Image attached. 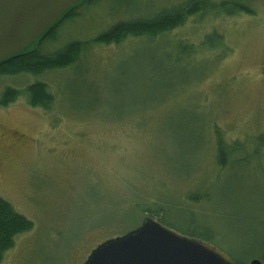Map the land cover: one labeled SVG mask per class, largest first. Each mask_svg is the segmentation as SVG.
<instances>
[{
	"label": "rangeland",
	"instance_id": "374dc122",
	"mask_svg": "<svg viewBox=\"0 0 264 264\" xmlns=\"http://www.w3.org/2000/svg\"><path fill=\"white\" fill-rule=\"evenodd\" d=\"M180 1L82 3L38 47L88 41ZM236 1L253 13H197L154 38L89 44L67 67L0 76V91L41 80L53 95L47 109L25 93L0 107V197L33 224L0 264H82L154 205L170 228L264 264V0ZM213 31L221 41L209 47ZM216 129L236 146L224 166Z\"/></svg>",
	"mask_w": 264,
	"mask_h": 264
},
{
	"label": "trees",
	"instance_id": "16d2710c",
	"mask_svg": "<svg viewBox=\"0 0 264 264\" xmlns=\"http://www.w3.org/2000/svg\"><path fill=\"white\" fill-rule=\"evenodd\" d=\"M92 1L93 0H79L75 6H72L65 12L64 17L55 22L51 28L43 33L42 37L36 41V45L33 48H29L1 61L0 76H12L23 73L34 75L43 73L45 70L67 67L68 65L78 63L83 53L87 51L86 49L89 44H110V42L120 43L122 39H125L128 36H146L154 38V36L161 34L166 30H171L176 26L183 24L186 22L187 17L197 13L204 14L212 12L215 16H219V14L230 16L241 12L247 14L253 13V10L244 3V1L183 0L175 3V5H172L171 7L161 8L148 17H133L131 19L120 18L110 24L108 28L100 31L99 34L91 40L69 41L54 51H40L38 46L42 44L44 40L55 39L56 29L66 18L72 17L76 14L75 10L79 4ZM220 41L221 34L219 35L216 31L205 35L202 39V43L207 44L209 47L216 45ZM186 48L187 49L184 50V52L192 51L191 46L187 45ZM23 93H25L26 102L33 107L40 106L47 109L53 103V95L48 90L47 83L41 80H34V82H29L24 85L23 88L14 85H5L0 91V107L13 102V100ZM215 135L217 160L220 165L224 166L226 164L227 153L236 150V146L232 148L229 147L226 141L222 138L219 129L215 130ZM141 209L147 211L148 215H152L166 224L167 220L162 216L164 210L161 205H154L151 207L145 206ZM32 227L33 224L31 220H29L24 214L17 212L12 203L0 197V261L2 260L1 258L4 252L13 245L15 235L20 232L28 231ZM185 233L193 237H199L205 240L208 239L209 241L211 240L208 236L209 234L206 235L202 231L186 229L183 234ZM116 235L119 234L112 236ZM235 262L240 264L236 260Z\"/></svg>",
	"mask_w": 264,
	"mask_h": 264
},
{
	"label": "water",
	"instance_id": "95a60500",
	"mask_svg": "<svg viewBox=\"0 0 264 264\" xmlns=\"http://www.w3.org/2000/svg\"><path fill=\"white\" fill-rule=\"evenodd\" d=\"M77 2L0 0V62L29 49ZM82 264L237 263L208 239L183 234L146 214L139 225L100 241ZM249 264L262 262L253 257Z\"/></svg>",
	"mask_w": 264,
	"mask_h": 264
}]
</instances>
